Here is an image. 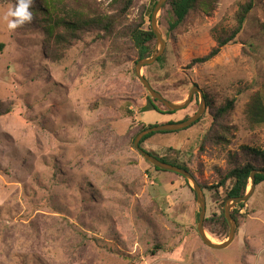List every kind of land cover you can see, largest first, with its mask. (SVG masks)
<instances>
[{"label": "rangeland", "instance_id": "1", "mask_svg": "<svg viewBox=\"0 0 264 264\" xmlns=\"http://www.w3.org/2000/svg\"><path fill=\"white\" fill-rule=\"evenodd\" d=\"M80 1L85 11L112 15V29L101 37L83 34L54 61L42 0H33L31 22L11 31L3 14L16 0H0V264H264V180L235 209L233 241L213 249L198 235L191 183L156 170L133 147L141 126L191 116L200 100L195 92L193 103L173 114L141 110L150 95L134 73L137 49L128 34L150 29L156 0H133L125 14L113 0ZM202 1L206 5H196L171 32L161 8L163 57L141 74L173 102L199 87L205 110L191 126L153 132L141 145L190 169L211 217L226 201L221 188L206 187L215 180L214 167L225 169L228 153L241 146L264 151V121L247 116L254 95L264 107V0H253L234 41L189 67L190 57L207 54L231 32L248 0ZM155 48L156 40L151 53ZM228 100L233 107L221 120L230 128L225 131L212 116ZM212 127L224 140L201 148ZM251 157L264 165L261 156ZM204 229L214 242L229 232L208 221Z\"/></svg>", "mask_w": 264, "mask_h": 264}, {"label": "trees", "instance_id": "2", "mask_svg": "<svg viewBox=\"0 0 264 264\" xmlns=\"http://www.w3.org/2000/svg\"><path fill=\"white\" fill-rule=\"evenodd\" d=\"M74 2L68 6L65 4V0H42L44 8H45V17L46 14V25L45 30L47 32V40L50 43V47L54 48L52 52L50 50L51 59L55 61V59H59V55L62 50L74 43L75 41L81 39V36L85 33H94L96 37H101L103 33L108 34L110 32L111 24H112V15H101L94 8H91L87 11L83 9V7H79L82 3L80 0H71ZM77 1V2H76ZM157 1V0H156ZM156 1L153 2L152 8L155 5ZM95 1L93 0V3ZM133 0H113L112 5L116 6L120 11V14H125L127 9L132 4ZM78 3V4H77ZM69 4V3H67ZM78 7H73L76 5ZM206 5L205 1L202 0H167L162 8L166 7V11L162 13L160 18L164 19L167 23V32H171L175 29L180 23L184 20L186 15L190 10H192L196 5ZM253 6V0H248L246 3L241 4L239 6V10L236 13V25L231 30L228 35L220 36L216 39L215 46L205 55L203 56H193L190 57L186 65L192 67L196 63H202L216 54L227 44L231 43L235 40L236 35L241 30V27L244 23L246 15L251 10ZM150 18V15H149ZM128 38L134 43L137 49L138 60L141 58L148 57L151 54V50L153 47V43L155 40V36L152 31L148 28L145 30H141L140 28H134L129 34ZM3 47V44L0 43V51ZM52 53V54H51ZM162 55L156 59V61L162 59ZM252 102L248 106L247 116L248 120L252 122H262L264 121V107L261 104V100L259 96L256 94L253 97ZM148 104L141 108L142 111L145 110H156L161 114H173L178 110L169 111L165 108V106L158 100L150 98L147 96ZM195 98L192 97V104ZM188 104V105H189ZM159 105L164 106V111L159 109ZM188 105L182 109H187ZM190 107V106H189ZM233 107V100H228L225 105L217 108L212 116L213 123L221 130L229 131L230 128L221 122L224 118L225 113L230 111ZM180 109V110H182ZM194 111V110H193ZM194 113V112H193ZM192 113V114H193ZM190 116V115H189ZM189 116H184L182 119H178L175 122H180L187 119ZM198 121V120H197ZM196 121V122H197ZM173 121L167 122L172 123ZM194 122V123H196ZM193 123V124H194ZM192 125V124H191ZM190 125V126H191ZM154 126V125H149ZM189 127V126H188ZM147 127L141 126L139 131L145 129ZM138 131V132H139ZM214 127L210 128L204 135L200 147L203 148V144L205 141H222L224 140V136L220 133L213 134ZM224 131V133H225ZM137 132V133H138ZM155 133L151 132L145 135L139 146L143 149L142 143L148 139L151 135ZM149 153V152H148ZM151 154V153H149ZM261 156V162H264V151L256 150L253 148H248L247 146H241V149L235 152H229L226 158V167L225 169H221L218 167H214V171L216 172L215 180L212 183L207 184L206 187L209 190H213L214 193H217L218 189L221 188L223 190L222 202L223 203L227 198L230 197H238L242 196L246 188L248 186L249 174L251 170L259 168L264 170L263 166H255L253 164V158L251 157ZM165 158V157H164ZM166 163L176 165L180 168H184L189 171L192 175L193 173L190 171L188 167H186L183 163H179L175 160L166 161L165 159H160ZM156 170H159L154 166ZM194 176V175H193ZM264 180V175L256 173L255 174V184ZM203 190L201 184H199ZM244 202L237 204L231 210V216L235 220L236 225L238 224V207H242ZM222 207V204H221ZM210 222L211 224L218 225L223 229H227V222L223 214V210H221L219 215H214L211 217H204L203 226L206 222ZM212 231V230H211ZM159 246H156V249ZM154 249V248H153ZM155 250V249H154ZM154 252V251H152Z\"/></svg>", "mask_w": 264, "mask_h": 264}, {"label": "water", "instance_id": "3", "mask_svg": "<svg viewBox=\"0 0 264 264\" xmlns=\"http://www.w3.org/2000/svg\"><path fill=\"white\" fill-rule=\"evenodd\" d=\"M166 1L167 0H157L155 5L153 6V9L150 15V21H149L150 30L155 36L156 48L151 53L150 56L142 58L135 63L134 73L139 78V80L141 81V83L143 84L147 92L149 93L150 97L160 101L169 111L180 110L184 108L185 106H187L191 102V99L195 92L199 94L200 100H199L197 110L187 119L180 121V122H172V123H165L161 125H154V126H150V127H147L139 131L134 138L133 147L146 161H148L150 164H152L156 168L174 172L182 176L184 179H186L188 182L191 183V188L194 191L195 199L199 206L198 222L196 226L198 235L201 241L206 246L213 248V249H222V248L227 247L233 241L234 236H235L236 222L231 216V210L235 207V205L241 202H245L251 196L254 190V187H255V182H254L255 174L259 173V174L264 175V170L259 169V168L251 170L249 174V181H248L249 188L248 189L246 188L245 193L242 196L230 197L226 199L224 206H223V214L228 224L229 232H228L227 238L224 241L214 242L206 235V231L203 226L205 212H206L205 196L196 178L184 168H180L176 165L166 163L152 156L151 154H149L148 152H146L144 149H142L139 146L141 139L148 133L157 132V131H176V130L184 129L190 126L191 124H193L194 122H196L205 110V101L203 97V91L199 87L197 86L191 87L189 92L187 93V96L181 102H173V101L167 100L160 92L155 90L150 85L149 81L141 74L142 67L145 65H149L153 63L154 61H156V59L160 57L164 51L165 41L162 37L161 31L158 28L157 19H158V14Z\"/></svg>", "mask_w": 264, "mask_h": 264}, {"label": "clouds", "instance_id": "4", "mask_svg": "<svg viewBox=\"0 0 264 264\" xmlns=\"http://www.w3.org/2000/svg\"><path fill=\"white\" fill-rule=\"evenodd\" d=\"M33 0H16L14 7L9 8L4 14L3 19L7 21V28L15 30L26 22H31L32 12L29 10Z\"/></svg>", "mask_w": 264, "mask_h": 264}, {"label": "bare ground", "instance_id": "5", "mask_svg": "<svg viewBox=\"0 0 264 264\" xmlns=\"http://www.w3.org/2000/svg\"><path fill=\"white\" fill-rule=\"evenodd\" d=\"M206 235L213 240V238L210 236V234L206 233Z\"/></svg>", "mask_w": 264, "mask_h": 264}]
</instances>
